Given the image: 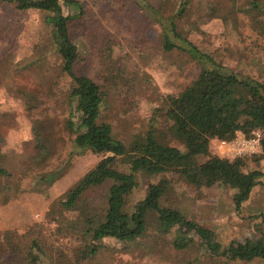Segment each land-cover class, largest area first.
Returning <instances> with one entry per match:
<instances>
[{
	"label": "rangeland",
	"instance_id": "obj_1",
	"mask_svg": "<svg viewBox=\"0 0 264 264\" xmlns=\"http://www.w3.org/2000/svg\"><path fill=\"white\" fill-rule=\"evenodd\" d=\"M76 1L90 22L97 21L84 30L76 22L71 25L78 38L76 72L90 77L106 92L101 117L112 126L115 138L128 144L151 126L162 144L184 151L175 137L172 122L158 109L165 106L167 96H177L199 72V67L187 53L163 51L161 29L142 25L143 16L134 0ZM148 1L157 6L163 3ZM192 1L194 12L182 26V36L230 72L264 84V10H245L246 0H235L233 7L225 4L229 7L226 13L205 16L206 0ZM69 11L64 5L63 14ZM45 15L34 10L19 11L14 4L0 2V136L3 138L0 155L11 160L6 163L11 176L7 181L0 180L8 187L7 198H0V231L16 232L19 239L34 224L47 227L45 215L50 207L63 201L69 190L102 158L91 151H77L73 145L74 135L66 125L71 115L66 104L70 80L61 72V60L52 46L51 26L44 22ZM113 25L119 26L122 34H117ZM141 26L145 31L143 43L147 44L144 51L130 37V29L141 31ZM93 32L103 43L97 52L101 55L104 48L108 50L105 63L91 56ZM114 35L116 42H111L109 50L105 40L107 36L112 40ZM34 121L38 122L48 153L34 169L26 171L22 168L27 160L23 145L30 138ZM259 132L262 140L264 129ZM210 153L218 156L212 142ZM242 158L248 169H258L262 175L238 211L232 202L233 190L228 187L196 188L180 174L165 177L169 183L161 206L177 210L210 230L221 252L232 243L264 238V155L260 149ZM136 182L137 187L127 197L129 212L144 199L154 180L138 172ZM85 198L82 196L75 210L65 214L69 225L83 226L79 210L86 203ZM145 225L146 232L137 240L138 244L105 241L98 247L94 264H188L197 258H201L202 264H264L259 259L246 262L213 258L193 232L188 235L194 243L187 249L176 250L173 242L181 233L178 226L161 233L154 214H147ZM70 239L60 237L55 246L65 250L69 245L71 250L75 244H70ZM11 258L7 253L0 262Z\"/></svg>",
	"mask_w": 264,
	"mask_h": 264
},
{
	"label": "trees",
	"instance_id": "obj_2",
	"mask_svg": "<svg viewBox=\"0 0 264 264\" xmlns=\"http://www.w3.org/2000/svg\"><path fill=\"white\" fill-rule=\"evenodd\" d=\"M134 1L143 16L142 25H155L161 29L163 51L187 53L199 67V72L177 96H167L165 106L158 109L163 117L172 122L175 137L184 151L162 144L151 126L128 144L115 138L112 126L101 117L106 92L93 79L76 72L78 38L71 25L76 22L84 30L97 23L93 19L90 22L78 1L0 0L14 4L19 11L34 10L46 14L44 22L51 26L52 46L60 57L61 72L70 80L66 104L71 115L67 117L66 125L74 135L73 145L77 151H91L102 156L69 190L63 201L50 207L45 215L47 227L34 224L27 228L22 239L16 232L0 231V260L7 253L12 256L0 264L23 261L26 264H36V261L39 264H94L99 255L98 247L107 240L138 244L137 240L146 232L147 214L156 216L161 233H168L174 226L179 227L181 233L173 242L176 250L187 249L194 243L188 235L193 232L213 258L264 261V238L232 243L221 252L210 230L188 220L177 210L161 206L169 183L165 177L172 174H180L196 188L219 185L232 189V202L237 211L250 198L261 171L248 169L244 158L229 161L212 156L210 142L213 139L231 141L237 132L250 137L253 131L264 129V84L230 72L182 36V26L194 12L192 0H162L160 6L148 0ZM235 3V0H206L204 15L226 13L228 6L233 7ZM64 5L70 10L67 15L63 14ZM166 5L169 6L165 8L168 11L164 9ZM243 6L249 11L264 10V0H246ZM113 26L117 34H122L119 26ZM96 29H99L98 33L100 27ZM144 33L142 26L141 31L130 29V37L143 48L142 51L147 46L143 43ZM96 37L93 32L90 38L91 56L105 63L108 50L104 48L101 55L97 52L103 43ZM106 38V47L110 50L111 42H116L115 35L112 40L109 36ZM2 144L0 136V146ZM23 147L27 160L22 168L26 171L34 169L47 156L48 148L37 121L32 123L30 138ZM261 151L264 155V138L261 140ZM8 161L11 160L0 155V180L7 181L11 176L6 167ZM138 172L146 173L154 182L148 186L144 199L129 212L127 197L137 187ZM6 189L7 184L0 183V198H7ZM82 196L86 197V203L79 210L83 226L73 227L67 223L65 214L75 210L76 202ZM51 223L56 226L52 228ZM53 236L56 239H51ZM60 237H70L69 242L75 244L74 248L69 250L67 244H63L68 247L65 250L55 246ZM188 264H202L201 258Z\"/></svg>",
	"mask_w": 264,
	"mask_h": 264
},
{
	"label": "built area",
	"instance_id": "obj_3",
	"mask_svg": "<svg viewBox=\"0 0 264 264\" xmlns=\"http://www.w3.org/2000/svg\"><path fill=\"white\" fill-rule=\"evenodd\" d=\"M214 147L217 148L218 157L233 161L236 158H242L256 154L261 149V137L259 130L246 137L241 132H237L231 141L211 140Z\"/></svg>",
	"mask_w": 264,
	"mask_h": 264
}]
</instances>
